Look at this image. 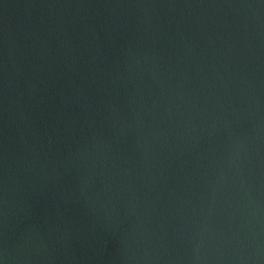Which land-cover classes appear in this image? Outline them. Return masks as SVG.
<instances>
[{
  "label": "water",
  "instance_id": "95a60500",
  "mask_svg": "<svg viewBox=\"0 0 264 264\" xmlns=\"http://www.w3.org/2000/svg\"><path fill=\"white\" fill-rule=\"evenodd\" d=\"M0 264H264V0H0Z\"/></svg>",
  "mask_w": 264,
  "mask_h": 264
}]
</instances>
